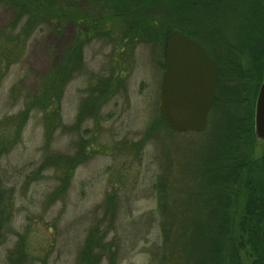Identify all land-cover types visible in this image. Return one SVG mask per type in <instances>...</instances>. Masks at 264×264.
I'll return each instance as SVG.
<instances>
[{"label": "rangeland", "instance_id": "rangeland-1", "mask_svg": "<svg viewBox=\"0 0 264 264\" xmlns=\"http://www.w3.org/2000/svg\"><path fill=\"white\" fill-rule=\"evenodd\" d=\"M10 16L11 12L0 6V25ZM234 17V12L228 11L227 21L221 25L225 38L218 32L221 39L213 40L215 53L235 43L230 31L236 25ZM198 18L190 22L199 27ZM173 22L158 26L150 43L137 41L128 46L117 28L112 37L95 38L80 52L76 49L80 65L64 85L59 100L61 119L52 117L56 122L51 133L48 118L45 120L39 107L31 109L18 135L14 123L18 126L26 99L39 92L49 68L73 45L77 27L70 23L58 31L37 32L24 57L9 69H2L0 129L10 143L0 145L4 151L0 174L7 189L5 197H14V209L8 240L0 246V264H8V250L21 246L19 243H25L29 251V264H77L89 228L95 226L100 233L106 232L104 241L109 246L98 264H159L158 250L164 245L161 176L169 172V191L174 194L170 201L176 211L179 203L173 199L193 201L203 189L196 175L203 172V158L214 151L225 155L222 148H226L216 144L218 135L213 137L214 131L224 126L223 113L231 114L236 133L229 140L233 146L237 142L231 153L247 163L239 172L255 174L257 168L253 170L248 159L250 142L257 158L264 141L256 138L254 131H248L247 136L246 129L253 127L249 125L253 113L248 111V100L243 99L245 93L243 97L236 93L230 104L222 103L221 107L213 101L203 131L172 133L169 128V132L152 128L160 113L165 69L162 40L166 27ZM215 27L219 28L213 24ZM245 56L238 60L243 64L236 66L237 80L231 81L235 88L240 78L261 80L256 59ZM243 68L246 71L240 74ZM221 128L227 132L225 126ZM60 155L67 158L64 166L70 171L68 175L57 172L61 165L56 168L54 159ZM229 155L218 162L227 164ZM75 156L71 169L69 159ZM230 168L226 172H233Z\"/></svg>", "mask_w": 264, "mask_h": 264}, {"label": "trees", "instance_id": "trees-1", "mask_svg": "<svg viewBox=\"0 0 264 264\" xmlns=\"http://www.w3.org/2000/svg\"><path fill=\"white\" fill-rule=\"evenodd\" d=\"M0 6L11 12V16L0 25V72L24 57L29 41L37 32L58 31L70 23L79 32L73 45L43 76L39 92L26 99V108L22 110L18 126L14 123L15 135L21 133L34 107L41 109L45 120L48 118L49 132L54 130L55 126L51 125L56 119H61L59 100L64 85L73 78L80 65L76 49L80 52L86 42L95 38L112 37L117 28L122 33L124 44L129 46L137 41L152 42L157 27L174 20L173 25L165 29L164 51L171 30H178L194 39L206 50L218 66L214 96L216 107H221L222 103L230 104L236 93L243 97V92H248L245 88H235L231 83L237 80L234 72L237 71L236 66L243 64L238 61L242 54L256 59L257 73L264 70V0H0ZM228 11L234 12L235 16L236 25L230 28L234 34L231 40L235 43H228L223 52L215 53L213 43L221 39L218 32L225 38L221 25L227 21ZM198 15L200 28L190 22ZM213 24L219 28H212ZM244 71L243 68L240 74ZM98 96L94 95L95 101ZM248 115L252 117V113ZM222 116L227 132H223L221 124L213 137L218 135L216 144L219 148H226H222L225 155L214 151L203 158V172L196 173L201 178L203 189L194 195L193 203L185 202L181 197L175 198L173 201L179 203L176 211L170 201L174 194L169 191V172L161 176L164 181L159 185L163 214L160 228L164 245L158 250L161 256L159 264H264V172H239L247 163L236 153H231L237 144H229L232 136L236 135L233 119L229 113ZM152 128L170 131L160 113ZM241 130L244 131L243 128ZM246 131L249 136L253 127ZM9 139L0 129V145L10 143ZM141 142L134 144V148ZM3 152L0 149V155ZM226 155H229L227 164L218 162ZM76 157L69 159L71 169ZM54 160L56 168L61 165L57 172L63 171L62 175H68L70 171L64 166L67 158L60 155ZM229 168L233 172H226ZM5 191L0 174V246L8 240V226L14 209V197L8 194L5 197ZM105 235L106 232L100 233L99 226L89 228L79 250L77 264H98L101 253L109 249L104 241ZM19 245L24 248L25 243ZM21 246L8 250V264H29V251Z\"/></svg>", "mask_w": 264, "mask_h": 264}, {"label": "water", "instance_id": "water-1", "mask_svg": "<svg viewBox=\"0 0 264 264\" xmlns=\"http://www.w3.org/2000/svg\"><path fill=\"white\" fill-rule=\"evenodd\" d=\"M216 84L217 65L205 49L178 30L169 31L159 104L167 127L175 133L203 131ZM255 134L264 139V76L257 97Z\"/></svg>", "mask_w": 264, "mask_h": 264}, {"label": "flooded vegetation", "instance_id": "flooded-vegetation-1", "mask_svg": "<svg viewBox=\"0 0 264 264\" xmlns=\"http://www.w3.org/2000/svg\"><path fill=\"white\" fill-rule=\"evenodd\" d=\"M216 65H217V63H216ZM217 70H218V66H217ZM263 76H264V70L262 72V75L260 76L261 80L259 82H256L253 79H246V80L243 79V80H239L238 84H237V86L239 88H245L248 90L249 95H247L246 91L243 92V93H245V96L243 97V99H248V103H249L248 111H251L253 113V117H252L253 119H252V122H251V120H249V125L250 126L253 125L254 133H255V113H256L257 97H258L260 87H261L262 82H263ZM216 88H217V84H216ZM216 88H215V90H216ZM255 92H256V94H255ZM214 95H215V93H214ZM256 138L264 141V139H261L257 136H256ZM254 149H255L254 143L250 142L251 152H250V156H248V159L251 161V163L254 167L253 170L257 168L254 172H264V148L260 152V155L257 158L255 157ZM255 159L256 160L258 159V161H256Z\"/></svg>", "mask_w": 264, "mask_h": 264}]
</instances>
